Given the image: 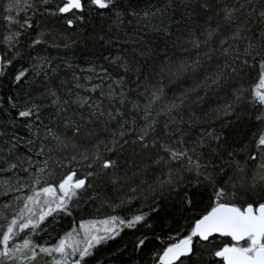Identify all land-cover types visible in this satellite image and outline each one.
Segmentation results:
<instances>
[{
	"label": "snow or ice",
	"instance_id": "1",
	"mask_svg": "<svg viewBox=\"0 0 264 264\" xmlns=\"http://www.w3.org/2000/svg\"><path fill=\"white\" fill-rule=\"evenodd\" d=\"M40 4L48 0L5 5L0 78L20 95L0 106V264H89L125 229L133 239L116 250L117 259L127 257L121 264H264V0H64L43 11ZM93 11L107 13V42L122 49L106 58L112 70L89 65L99 84L73 72L68 87L36 47L48 43L44 32L32 52L20 50L33 27L29 12L75 30ZM171 48L196 49V58L175 64ZM185 75L195 85L168 99L165 81ZM195 105L219 125L195 136L178 127L186 107L189 125L198 121ZM97 185L127 189L121 204L138 191L151 203L57 232L59 219L96 198ZM241 191L248 200L240 202Z\"/></svg>",
	"mask_w": 264,
	"mask_h": 264
},
{
	"label": "trees",
	"instance_id": "2",
	"mask_svg": "<svg viewBox=\"0 0 264 264\" xmlns=\"http://www.w3.org/2000/svg\"><path fill=\"white\" fill-rule=\"evenodd\" d=\"M8 0H0V51L6 50L5 38L9 34V25L5 20V5ZM31 2V0H29ZM64 0H48V4H40L41 11L44 8H56L58 5H61ZM155 2V0H153ZM181 0H177V3H180ZM195 0H193V3ZM144 0H141V6H143ZM182 9H177V16L182 13ZM19 17L23 19L25 17L24 12L18 13ZM27 15H32L33 17V27L28 30L29 35L21 37L20 50L27 54L32 52V49L29 47L31 41L35 39L41 32L45 33L44 39L48 43L37 45V49L40 50L41 55L48 56L52 61L54 66H59L60 72L59 76L61 79H66L69 81L68 87H75V82L72 81V74L76 72L80 76V82L83 84H99L100 80L96 79L95 73H92L88 70L89 65L96 68L97 73L99 72L100 66L113 69V66L106 59L107 57H112L120 55L122 49L115 46L112 43H108V37L105 35L107 32L110 21L106 19L107 13L105 16H99L93 11L91 14L86 15V20L83 25L79 22L76 25L75 30H70L66 27V24L58 16L49 15L47 13L41 15L40 13L29 12ZM69 16L71 14H68ZM100 36H105L104 40H100ZM75 41L74 44H71L69 47L65 48L62 45L65 42ZM52 43L61 45L60 47L51 46ZM196 49L189 48L188 51H184L180 48H171L169 51V56L171 57L173 63L179 64L182 60L195 59L196 58ZM71 65V67H69ZM112 74L115 75V71H112ZM93 76L91 82L84 79V77ZM131 76V74H129ZM256 78V71L252 70L250 76L247 78L246 87H249L254 83ZM134 79V77H133ZM59 83V81H57ZM196 83V78L191 75H185L179 79L173 80L169 83L165 81L166 92H169L168 99H172V94L179 96L183 91L193 87ZM133 87L134 85H130ZM78 92H81L84 95H89L90 93L86 89H75ZM99 91V90H98ZM20 90L16 88L14 84H11L8 79L0 78V106L4 109L9 107V97L19 96ZM96 95V94H93ZM193 110L196 111L198 121L192 125H189L188 120L191 116V111L189 108L184 110V123L179 125L181 129L187 130L191 127V135L195 136L200 129L208 128L212 126H218L220 121H214L212 124L206 123L205 121L209 117L205 116L200 111V105L192 106ZM15 110H12L14 114ZM3 113L0 112V121L3 120ZM11 119V117H9ZM19 120V118H16ZM163 119V117H161ZM177 127V126H173ZM21 135L24 134L23 126H20L16 129ZM59 178V173L57 174L56 179ZM96 193H99L96 195ZM127 193V189H124L120 192L108 191L102 185H97L96 189L93 191V195H96V198L85 199L79 206V208L74 212L73 216H64L58 221V226L56 231L62 233L65 230H68L72 227H78V224L81 220L89 219H102L107 215H127L130 216L138 209L143 207L144 210H147V205L151 203V199L144 200L143 197L146 193L138 191L135 195L138 197L136 199L130 200L128 203L121 204L122 200ZM131 195V194H129ZM248 196L244 194L243 191L240 192V202L248 200ZM107 200L110 203L117 205L115 208L109 207L108 204L104 203ZM183 224V221H181ZM186 228L187 225H184ZM133 230L125 229L119 237L115 240L109 241L106 245L101 246L96 257L89 258V264H97V259L104 262V264H121L123 260H126L127 257H121L120 259L116 258V250L123 246V244H129L133 239L131 232ZM179 231V227H177ZM56 233H52V237L55 238ZM43 239L47 240L49 243L52 242L49 239L47 234L41 233ZM227 240V238H225Z\"/></svg>",
	"mask_w": 264,
	"mask_h": 264
}]
</instances>
